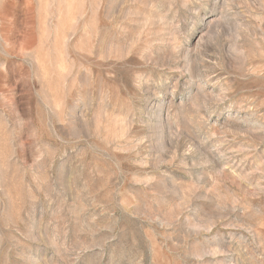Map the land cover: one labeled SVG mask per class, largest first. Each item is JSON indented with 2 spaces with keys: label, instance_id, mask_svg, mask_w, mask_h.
Returning <instances> with one entry per match:
<instances>
[{
  "label": "rangeland",
  "instance_id": "1",
  "mask_svg": "<svg viewBox=\"0 0 264 264\" xmlns=\"http://www.w3.org/2000/svg\"><path fill=\"white\" fill-rule=\"evenodd\" d=\"M0 264H264V0H0Z\"/></svg>",
  "mask_w": 264,
  "mask_h": 264
}]
</instances>
